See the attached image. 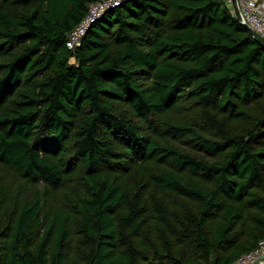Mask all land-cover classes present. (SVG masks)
Segmentation results:
<instances>
[{
    "label": "trees",
    "instance_id": "obj_1",
    "mask_svg": "<svg viewBox=\"0 0 264 264\" xmlns=\"http://www.w3.org/2000/svg\"><path fill=\"white\" fill-rule=\"evenodd\" d=\"M0 0V264H231L264 238V48L221 0Z\"/></svg>",
    "mask_w": 264,
    "mask_h": 264
},
{
    "label": "built area",
    "instance_id": "obj_2",
    "mask_svg": "<svg viewBox=\"0 0 264 264\" xmlns=\"http://www.w3.org/2000/svg\"><path fill=\"white\" fill-rule=\"evenodd\" d=\"M127 0H101L91 3L86 16L69 32L65 41L68 50L80 45L89 26L106 11L121 5ZM235 18L232 0H221ZM241 22L264 39V0H236ZM264 238L259 239L254 249L237 257L231 264H263Z\"/></svg>",
    "mask_w": 264,
    "mask_h": 264
},
{
    "label": "water",
    "instance_id": "obj_3",
    "mask_svg": "<svg viewBox=\"0 0 264 264\" xmlns=\"http://www.w3.org/2000/svg\"><path fill=\"white\" fill-rule=\"evenodd\" d=\"M232 7H233V11H234L236 21L249 33V35L260 46H262L264 48V39L260 35H258L256 32H254L250 27H248L247 25H245L241 22L240 13H239V9H238L236 0H232Z\"/></svg>",
    "mask_w": 264,
    "mask_h": 264
},
{
    "label": "rangeland",
    "instance_id": "obj_4",
    "mask_svg": "<svg viewBox=\"0 0 264 264\" xmlns=\"http://www.w3.org/2000/svg\"><path fill=\"white\" fill-rule=\"evenodd\" d=\"M264 264V263H263Z\"/></svg>",
    "mask_w": 264,
    "mask_h": 264
}]
</instances>
